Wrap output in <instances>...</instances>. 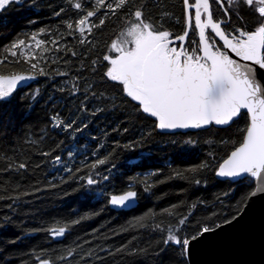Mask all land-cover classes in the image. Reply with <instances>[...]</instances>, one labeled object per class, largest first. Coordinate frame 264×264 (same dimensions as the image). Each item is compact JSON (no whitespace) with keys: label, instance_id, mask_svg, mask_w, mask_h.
<instances>
[{"label":"trees","instance_id":"1","mask_svg":"<svg viewBox=\"0 0 264 264\" xmlns=\"http://www.w3.org/2000/svg\"><path fill=\"white\" fill-rule=\"evenodd\" d=\"M76 2L23 0L0 18V74L33 77L17 87L10 101L0 103V264H37V256L55 264H188L177 245L163 243L170 230L180 228L179 219L188 217L182 228L187 236L202 225L215 227L241 211L254 187L247 178L216 176L219 164L242 141L247 118L167 138L155 118L104 76L103 56L110 55L111 41L133 18L109 13L104 25L81 36L64 23L84 14L74 8ZM80 2L88 7L94 0ZM144 2L134 0L137 6ZM146 2V15L151 13L154 22L173 35L183 34L182 0ZM60 8L64 11L57 17ZM213 10L215 18H222L216 5ZM240 14L251 29L256 18L250 9L241 8ZM99 15L92 18L95 23ZM232 20L239 25L235 15ZM33 35L45 41L47 52L41 55L42 49L35 48ZM19 39L32 44L29 52L37 60L25 62L8 53ZM57 114L64 123L74 120L73 128L54 127ZM45 152L50 155H41ZM103 157L108 163L92 169ZM20 163L27 167L17 171ZM202 163L208 167L200 168ZM89 175L99 183L88 185ZM128 189L137 191L138 205L112 209L110 194ZM60 226L66 228L63 236L49 231ZM70 249L75 251L68 257Z\"/></svg>","mask_w":264,"mask_h":264},{"label":"snow or ice","instance_id":"2","mask_svg":"<svg viewBox=\"0 0 264 264\" xmlns=\"http://www.w3.org/2000/svg\"><path fill=\"white\" fill-rule=\"evenodd\" d=\"M20 2L0 0V12ZM182 3L188 13L187 29L178 36L165 30L162 23L154 22L151 13L146 15V0L139 6L134 0H115V3L112 0H94L88 7L77 0L73 6L84 14L74 22L64 23L68 29H74L83 36L86 32L91 33L93 27L104 25L106 21L103 17L109 13L119 11L133 18L127 32L121 34L123 38L117 37L110 43L109 51L115 55L103 56L107 62L104 76L117 82L126 96L138 103L139 110L156 118L159 129H201L213 124L225 126L246 117L247 126L243 129L242 141L219 164L216 175L247 178L254 185L246 198L249 201L258 195L264 196V0H182ZM213 5L223 13L222 18H215ZM244 7L250 9L256 18L251 29L240 14V9ZM63 11L60 8L54 15L59 17ZM98 14V23H95L92 18H97ZM233 15L239 25L232 20ZM90 24L92 27H89ZM190 33L191 36L198 35V39H192ZM31 39L36 49H42L41 55L48 51L42 48L45 41L38 40L35 35ZM185 41L194 47H186ZM81 43L84 41L81 40ZM22 47L31 48V45L19 39L7 51L12 57H23L25 62L37 60L36 53L26 54ZM7 59L5 56L4 60ZM14 62L19 63V60ZM2 63L4 61H0ZM31 68L36 69L37 64L31 63ZM40 74H44L43 69H40ZM32 78L17 73L0 74V103L10 101L18 85ZM52 120L54 127L62 126L64 130L72 129L75 124L74 120L64 123L59 119V114ZM75 131L79 132L81 128L77 127ZM53 159L60 161L61 157L55 156ZM107 163L108 157L98 158L91 168L96 169ZM26 167L25 163H20L16 170ZM199 167L206 168L208 165L202 163ZM107 179L108 176H103V180ZM144 182L147 190L150 185H147V180ZM86 183L94 185L99 181L89 175ZM137 196L134 190L110 194L109 203L120 208L130 207ZM172 214L169 212V215ZM242 215L243 210L230 219L226 217L222 224L217 223L215 227L202 225L190 236L182 233L188 219L184 216L178 221L180 228L170 230L163 243L177 245L182 255L189 258L194 244L205 234L233 224ZM49 231L55 236H63L66 228L60 226ZM74 251L70 249L68 257ZM118 251H123V248ZM87 255L91 256L92 253ZM57 259L63 261L67 257L59 256ZM36 260L37 264H55L54 260L41 256H37Z\"/></svg>","mask_w":264,"mask_h":264},{"label":"water","instance_id":"3","mask_svg":"<svg viewBox=\"0 0 264 264\" xmlns=\"http://www.w3.org/2000/svg\"><path fill=\"white\" fill-rule=\"evenodd\" d=\"M186 15L188 16L187 12ZM231 55L233 58H236L234 54ZM214 126L226 127L228 125ZM187 130L190 131L195 129H177V131ZM217 177L219 179H229L231 181L243 179ZM128 190L136 191L135 189ZM137 205L138 196L136 201L130 207L120 208L112 206L109 203V206L116 211L133 209ZM245 205L247 206L245 207ZM241 210H243V215L238 221L231 225L219 228L215 232L205 234L198 242H196L193 246L191 256L186 258L187 263L264 264V196L258 195L250 201L246 200Z\"/></svg>","mask_w":264,"mask_h":264},{"label":"flooded vegetation","instance_id":"4","mask_svg":"<svg viewBox=\"0 0 264 264\" xmlns=\"http://www.w3.org/2000/svg\"><path fill=\"white\" fill-rule=\"evenodd\" d=\"M23 0H21V2L19 4H13V5H20L22 4ZM13 5H10V6H13ZM9 6V7H10ZM9 7L3 11V12H0V18L6 13V11L9 9ZM185 43V42H184ZM156 120V119H155ZM156 122L158 123V121L156 120ZM210 127V126H209ZM207 127V128H209ZM198 129H195V130H190V132H194V131H197ZM159 131L167 136V138H172V137H177V133H186V132H189V130L187 131H177V129H173V130H170V129H159Z\"/></svg>","mask_w":264,"mask_h":264},{"label":"rangeland","instance_id":"5","mask_svg":"<svg viewBox=\"0 0 264 264\" xmlns=\"http://www.w3.org/2000/svg\"><path fill=\"white\" fill-rule=\"evenodd\" d=\"M131 24V23H130ZM130 24L117 36V37H121V38H123L122 36H121V34L122 33H126L127 32V29H128V27L130 26ZM116 37V38H117ZM115 38V39H116ZM26 45H32V44H30V43H26ZM22 49H24V51L26 52V53H28L29 52V47H22ZM110 55H115V53H112V52H110ZM17 74H22V75H26V74H24V73H17ZM9 75V74H8ZM28 80H30V79H28ZM28 80H25V81H22L18 86H20L21 84H24L25 82H27Z\"/></svg>","mask_w":264,"mask_h":264}]
</instances>
